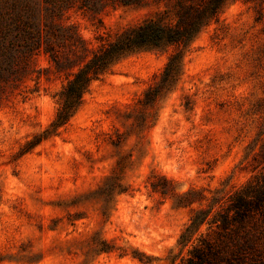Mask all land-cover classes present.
<instances>
[{"label":"rangeland","instance_id":"1","mask_svg":"<svg viewBox=\"0 0 264 264\" xmlns=\"http://www.w3.org/2000/svg\"><path fill=\"white\" fill-rule=\"evenodd\" d=\"M162 7L118 4L97 14L76 3L63 21L94 47ZM173 50L117 62L66 126L32 146L54 120L69 73L40 52L31 78L0 101V264H183L201 236H247L264 247V201L236 231L210 225L264 181V4L230 2L193 42L155 123L132 127L126 113ZM120 160L126 189L106 196ZM160 175L167 194L151 189ZM198 212L207 219L180 244Z\"/></svg>","mask_w":264,"mask_h":264},{"label":"trees","instance_id":"2","mask_svg":"<svg viewBox=\"0 0 264 264\" xmlns=\"http://www.w3.org/2000/svg\"><path fill=\"white\" fill-rule=\"evenodd\" d=\"M233 0H0V101L6 99L35 72L40 52L46 53L57 71L69 77L60 93V106L54 120L31 146L66 126L82 105L91 83L128 55L145 50L173 47L158 76L126 113L125 120L139 130L155 123L160 102L173 91L184 72L185 57L201 31L218 20ZM260 5L264 0H255ZM77 3L79 8L100 14L109 5L163 4L154 15L115 37L100 35L97 46H90L74 24L63 21ZM262 11L260 16L262 15ZM76 68V69H75ZM125 163L120 160L104 186L112 195L125 191L121 182ZM154 192L172 190L165 176L151 181ZM264 201V181L240 192L230 206L210 222L218 229H240L251 213ZM198 212L181 235L180 244L190 241L208 215ZM183 264H264V247L251 238L226 242L220 237L201 236Z\"/></svg>","mask_w":264,"mask_h":264}]
</instances>
